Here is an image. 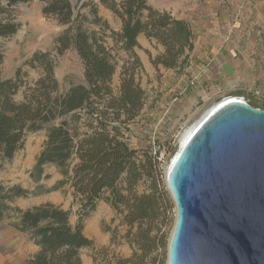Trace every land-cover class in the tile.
I'll use <instances>...</instances> for the list:
<instances>
[{
    "label": "trees",
    "instance_id": "trees-1",
    "mask_svg": "<svg viewBox=\"0 0 264 264\" xmlns=\"http://www.w3.org/2000/svg\"><path fill=\"white\" fill-rule=\"evenodd\" d=\"M29 1L0 0V37L17 32L19 23L12 11ZM43 1L41 14L63 26L55 39L56 55L74 50L82 64L84 83L60 92L55 63L47 52L31 57L29 62L41 65L43 73L27 87L20 102L14 99L22 85L20 70L14 77L0 76V169L22 148L28 133L45 129L30 177L37 183L49 177L46 166L55 167L61 178L51 190L70 193L72 201L80 205L81 219L71 225L69 211L52 203L15 209L20 231L39 247L26 264H81V248L91 244L81 221L102 201L110 205L115 216H121L133 253L100 262L94 258L92 264H164L159 250L164 244L168 200L156 176L159 156L131 148L127 141L128 125L145 100L137 79L142 69L136 53L140 46L137 37L144 34L163 46L161 54L151 58L156 69H182L189 65L192 29L186 20L154 9L147 0H99L121 19L120 30L109 28L95 3L88 4L85 14L81 13L85 1L76 11L71 0ZM107 37L113 46L106 44ZM2 59L0 47V68ZM120 60V82L114 91L111 81ZM141 184H145L144 189L138 191ZM3 191L5 201L28 193L18 185Z\"/></svg>",
    "mask_w": 264,
    "mask_h": 264
},
{
    "label": "rangeland",
    "instance_id": "rangeland-1",
    "mask_svg": "<svg viewBox=\"0 0 264 264\" xmlns=\"http://www.w3.org/2000/svg\"><path fill=\"white\" fill-rule=\"evenodd\" d=\"M71 1L75 5V0ZM84 1L87 5L81 13L88 14L90 3L98 5L100 10L99 0ZM261 1L242 0L229 15L227 27L219 23L221 20L218 15L185 16L195 27V41H201L208 34L217 39L212 40L210 45H206L208 41H202L201 45L198 42L190 64L182 69H166L162 66L156 69L151 58L161 54L163 46L148 43L141 36L138 38L140 46L136 48V53L142 69L137 79L145 91V100L143 109L128 125L127 141L131 148L149 150L152 155L159 156L156 176L168 200L167 219L162 229L164 244L159 250L163 262L166 261V245L175 218L174 204L163 182L164 167L178 153L181 133L192 127L210 108L227 98L264 109V2ZM43 4V0H30L15 6L12 15L19 23V28L12 35L0 37L3 52L1 78L14 77L16 71L20 70L22 85L14 95L17 102L24 98L27 87L32 86L43 73L41 65L29 62L36 52L50 54L55 63L54 76L58 80L60 92H65L72 85L84 83L82 64L76 52L71 49L63 55H56L55 39L63 31V26L54 18L48 19L41 14ZM212 18L218 23L208 25L210 20L213 21ZM89 27L97 30L96 26ZM106 44L113 46L112 39L107 37ZM120 55L122 58L123 54ZM121 64L120 60L111 81L114 91L120 82ZM44 138L45 129L28 133L22 148L0 169V222L10 225L20 234L25 233L18 227L15 209L24 211L43 203H52L69 211L71 225L81 219L80 205L72 201L70 193L60 189L51 190L61 178L55 167L46 166L49 177L37 183L30 177L29 171ZM12 185L25 188L28 193L5 201L3 190ZM144 186L141 184L138 191H142ZM102 202L81 221L84 235L91 240L88 247L81 248V264H92L94 258L100 262L113 256L129 257L133 253V247L126 237V226L120 222L121 216H115L110 205Z\"/></svg>",
    "mask_w": 264,
    "mask_h": 264
},
{
    "label": "water",
    "instance_id": "water-1",
    "mask_svg": "<svg viewBox=\"0 0 264 264\" xmlns=\"http://www.w3.org/2000/svg\"><path fill=\"white\" fill-rule=\"evenodd\" d=\"M164 168L166 264H264V109L226 100Z\"/></svg>",
    "mask_w": 264,
    "mask_h": 264
},
{
    "label": "crops",
    "instance_id": "crops-1",
    "mask_svg": "<svg viewBox=\"0 0 264 264\" xmlns=\"http://www.w3.org/2000/svg\"><path fill=\"white\" fill-rule=\"evenodd\" d=\"M241 1L242 0H155L154 2H152L151 0H147L148 4L151 5L154 9L171 13L174 12L175 14L173 13V16L175 18L184 19L187 22L188 20L185 18V16L191 17V15L199 14L200 16L206 17L209 15H218L221 20L219 23H224L226 27L229 15L232 13V11H234L233 9L237 8L238 4ZM261 2H264V0H262ZM99 9V15L104 20H106L110 29H121V19L115 13H112L108 8L102 5ZM215 23H218V21L215 19L213 21L210 20L208 25H213ZM189 25L192 29L193 42V48L189 54L190 64L192 52H194L195 47L198 46V42L201 45L202 41H208V44L206 45H210L212 44V40H216L217 38L213 36L209 37L208 34L205 38L201 39V41L200 39L195 41V27H192L190 23ZM218 32H220V30ZM139 36H141L144 40L146 39L148 43L155 44L154 40L148 39L146 36H144V34L138 35L137 42L139 41ZM215 36H218V34H215ZM102 204L106 203L102 202ZM99 205H101V203L98 204L97 208L99 207ZM38 249L39 247L33 242L28 234H20L10 225L8 226L0 222V264H26L27 259L36 254L39 251Z\"/></svg>",
    "mask_w": 264,
    "mask_h": 264
},
{
    "label": "bare ground",
    "instance_id": "bare-ground-1",
    "mask_svg": "<svg viewBox=\"0 0 264 264\" xmlns=\"http://www.w3.org/2000/svg\"><path fill=\"white\" fill-rule=\"evenodd\" d=\"M226 100H237V99H234V98H227L223 101H221L220 103H218L216 106H214L213 108H210V110H208L207 112L204 113V115L199 118V120L197 122L194 123V125L186 130H184L182 133H181V137H180V146L187 140V138L189 137V134L192 132V130L194 129V126H196L200 121L201 119H203L205 116H207L208 114H210L211 111H213L215 108L219 107V106H222L223 103L226 101ZM175 157V156H174ZM173 157V158H174ZM172 160V159H171ZM170 163V162H169ZM168 163V164H169Z\"/></svg>",
    "mask_w": 264,
    "mask_h": 264
}]
</instances>
